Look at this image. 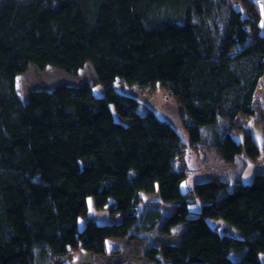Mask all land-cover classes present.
<instances>
[{"label": "trees", "instance_id": "trees-1", "mask_svg": "<svg viewBox=\"0 0 264 264\" xmlns=\"http://www.w3.org/2000/svg\"><path fill=\"white\" fill-rule=\"evenodd\" d=\"M240 2L235 9L229 0L0 1V264L105 254L109 238L157 227L168 203L158 234L185 227L176 242L144 250L150 264H264V170L247 183L214 177L182 191L191 170L186 143L152 110L136 113L135 94L113 86L121 79L165 91L195 149L200 127L226 118V132L203 143L226 163L243 150L255 159V136L244 134L242 143L229 131L260 108L264 72L259 3ZM86 61L102 96L87 81L31 89L26 100L16 92L30 64L76 74ZM156 189V205L139 210L141 193ZM88 196L97 208L113 199L111 211L123 221L78 228ZM196 199L200 209L189 210Z\"/></svg>", "mask_w": 264, "mask_h": 264}, {"label": "rangeland", "instance_id": "rangeland-1", "mask_svg": "<svg viewBox=\"0 0 264 264\" xmlns=\"http://www.w3.org/2000/svg\"><path fill=\"white\" fill-rule=\"evenodd\" d=\"M255 1L259 3L260 25L264 28V0ZM229 2L233 8H241L240 0H229ZM95 80L96 73L90 61H86L83 67L80 68L76 74L67 73L64 70L53 66H47L44 69H39L34 64H30L26 72L21 73L16 77L15 87L20 98L26 100L28 91L31 89H51L58 84L76 85L83 81H87L92 84L93 95L102 96L104 94L105 87ZM113 86L119 92L129 95L135 94L140 102L137 105V110H135L136 113L143 114L147 109L153 110L157 117L172 125L178 132L181 140L186 143V163L191 170L180 185L182 191L192 189L193 185L198 181L208 180L214 177H223L231 181L240 179L242 182L247 183L253 179L256 172L264 170V121L261 117V113H263L262 108H264V72L259 80L255 95L256 103L260 108H257L254 115L238 116L235 121L237 125H241V128L234 126L229 130L232 132L235 140L242 143L244 134H253L257 143L260 145V154L255 159H249L243 150L241 155L232 163L224 162L222 157L213 148L206 147V143H203L205 140L213 137L217 130H219V132H226V128L230 127L229 121L226 118L218 117L215 124L201 126L200 129L203 140L201 146L195 149L189 145V135L182 125L179 105L170 97L165 100L163 96L165 91L157 88L155 91L151 90L150 93H146L138 86L129 85L121 79H117ZM150 99L152 101L148 103ZM141 195L143 197V201L138 206L139 210L154 206L156 205L154 202L160 200L158 189H156L153 193L142 192ZM86 203L87 213L86 216L79 217L77 223L78 228H82L89 220H93L99 224L120 223L123 221V218L119 213H113L111 211V207L115 204L113 199H110L107 205L102 208H97L95 206L93 196H88ZM170 205L171 203L166 204V206H161L162 216L159 219L157 227H154L150 231H139L138 238H128V242L131 243H127L129 245L125 244L126 246L124 249L127 248V250H123L124 253L119 256L120 261L133 259L134 264H139L142 262V252L146 249L145 246L147 243L153 242L154 244H160L163 240H177L180 232L185 227V223H179L177 226L173 227L170 235L155 236L158 235V226L162 224L166 216L171 212ZM200 206L201 202L196 199L189 205V210L198 211ZM212 221L213 220H210V222ZM40 245L41 247L44 245L47 246L45 243H41ZM47 260V256H44L41 264H47Z\"/></svg>", "mask_w": 264, "mask_h": 264}, {"label": "crops", "instance_id": "crops-1", "mask_svg": "<svg viewBox=\"0 0 264 264\" xmlns=\"http://www.w3.org/2000/svg\"><path fill=\"white\" fill-rule=\"evenodd\" d=\"M143 91L146 93L147 92L150 93V91H147V89H145ZM153 91H155V90H153ZM151 101L152 100L150 99L148 101V103H150ZM179 110H180V108H179ZM262 115H263V121H264V112ZM155 236H163V235L158 234ZM128 238L129 237H118V238L117 237H111V238H109L107 240V252L105 254H102V255H95V254H91L87 251H80V250L72 251L70 258L65 260L64 264H134L133 259H130L127 261H120V258H119V256L124 253L123 250H127V248L124 249V247L126 245H129L127 243H131V242H128L129 241ZM152 243L153 242L147 243L145 247L147 248L149 245H155L154 243L153 244ZM144 250H143V252H144ZM143 252H142V254H143ZM139 264H150V263L145 257H143L142 262H140Z\"/></svg>", "mask_w": 264, "mask_h": 264}, {"label": "built area", "instance_id": "built-area-1", "mask_svg": "<svg viewBox=\"0 0 264 264\" xmlns=\"http://www.w3.org/2000/svg\"><path fill=\"white\" fill-rule=\"evenodd\" d=\"M163 96H164L165 100H166V99H168V97H167V95H166V94H164Z\"/></svg>", "mask_w": 264, "mask_h": 264}]
</instances>
